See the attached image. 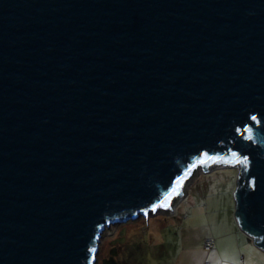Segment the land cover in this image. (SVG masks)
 Returning <instances> with one entry per match:
<instances>
[{
	"label": "water",
	"instance_id": "obj_1",
	"mask_svg": "<svg viewBox=\"0 0 264 264\" xmlns=\"http://www.w3.org/2000/svg\"><path fill=\"white\" fill-rule=\"evenodd\" d=\"M214 162L264 251V0H0V264H97Z\"/></svg>",
	"mask_w": 264,
	"mask_h": 264
},
{
	"label": "rangeland",
	"instance_id": "obj_2",
	"mask_svg": "<svg viewBox=\"0 0 264 264\" xmlns=\"http://www.w3.org/2000/svg\"><path fill=\"white\" fill-rule=\"evenodd\" d=\"M221 168L222 164L217 162L209 165L207 172L198 166L182 182L179 191L171 196L169 207H159L146 218L140 217L106 230L100 241L97 264L110 263L109 256L114 258V264H170L172 261L173 264H188L190 261L192 264H206L205 260L198 261L202 254L196 247L198 236L204 235L206 228L194 231L196 227L193 230L183 221L187 215L182 211L195 208L194 197H212L215 193L216 196L226 195L234 186L236 192L241 165ZM118 240L122 241L118 245L121 250L118 255H113Z\"/></svg>",
	"mask_w": 264,
	"mask_h": 264
},
{
	"label": "crops",
	"instance_id": "obj_3",
	"mask_svg": "<svg viewBox=\"0 0 264 264\" xmlns=\"http://www.w3.org/2000/svg\"><path fill=\"white\" fill-rule=\"evenodd\" d=\"M234 190L235 186L226 195L216 196L215 193L212 197H194L195 208L182 211L187 215L183 221L193 230L196 227L194 231L199 232L204 227L207 231L197 238L196 247L202 254L198 261L205 260L206 264H264V251L242 233L237 224ZM209 238L216 244L213 250L206 252L204 241Z\"/></svg>",
	"mask_w": 264,
	"mask_h": 264
},
{
	"label": "built area",
	"instance_id": "obj_4",
	"mask_svg": "<svg viewBox=\"0 0 264 264\" xmlns=\"http://www.w3.org/2000/svg\"><path fill=\"white\" fill-rule=\"evenodd\" d=\"M215 240L214 239H212V238H209V239H206L205 241H204V246H203V248H204V250L206 251V252H210L211 250H213L214 248H215Z\"/></svg>",
	"mask_w": 264,
	"mask_h": 264
},
{
	"label": "flooded vegetation",
	"instance_id": "obj_5",
	"mask_svg": "<svg viewBox=\"0 0 264 264\" xmlns=\"http://www.w3.org/2000/svg\"><path fill=\"white\" fill-rule=\"evenodd\" d=\"M120 238V237H119ZM119 240H121V239H119ZM118 240V241H119ZM117 245H116V247H115V254H113V255H118L119 254V251L121 250V248H120V246L118 247V245L120 244V243H116ZM108 259L110 260V263H108V264H114L115 262H114V258L112 259V256H109L108 257Z\"/></svg>",
	"mask_w": 264,
	"mask_h": 264
},
{
	"label": "snow or ice",
	"instance_id": "obj_6",
	"mask_svg": "<svg viewBox=\"0 0 264 264\" xmlns=\"http://www.w3.org/2000/svg\"><path fill=\"white\" fill-rule=\"evenodd\" d=\"M179 183V182H178ZM167 199V198H166ZM159 207H168V204L167 203H165V204H161V205H159ZM153 211H155V209H153ZM93 251H94V249H93Z\"/></svg>",
	"mask_w": 264,
	"mask_h": 264
},
{
	"label": "bare ground",
	"instance_id": "obj_7",
	"mask_svg": "<svg viewBox=\"0 0 264 264\" xmlns=\"http://www.w3.org/2000/svg\"><path fill=\"white\" fill-rule=\"evenodd\" d=\"M112 227H113V226H110L109 228L107 227L106 230H108V229H110V228H112ZM106 230H105V231H106Z\"/></svg>",
	"mask_w": 264,
	"mask_h": 264
}]
</instances>
